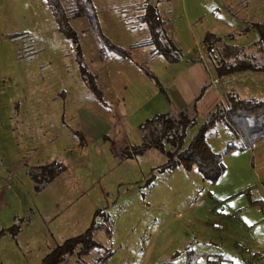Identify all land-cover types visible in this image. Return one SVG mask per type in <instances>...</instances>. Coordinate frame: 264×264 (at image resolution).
I'll return each instance as SVG.
<instances>
[{
  "label": "rangeland",
  "instance_id": "rangeland-1",
  "mask_svg": "<svg viewBox=\"0 0 264 264\" xmlns=\"http://www.w3.org/2000/svg\"><path fill=\"white\" fill-rule=\"evenodd\" d=\"M93 1L98 12L111 6L135 28L113 21L115 16L108 28L99 15L103 31L130 53H111L105 61L86 17L73 12V0H61L86 62L99 75V96L80 78L71 43L47 0H0V228L19 226L0 234V264H40L58 243L105 217L110 233L95 229L97 245L68 254L62 264H89L97 256H104V264H185L190 249L201 252L196 264L250 260L236 242L264 250V138L252 148L225 151L230 140L240 141L236 135L220 124L208 130L207 140L223 152L225 164L215 181L196 167H158L165 154L154 148L125 158L118 151L140 141L138 124L149 114L190 104L169 78L200 50L213 66L201 42L206 31L255 49L264 64L254 44L259 31L248 26L264 22V0H152L182 50L174 61L152 53L145 23L137 32L145 0ZM227 82L245 91L239 90L242 96L264 95V71L229 73L221 84ZM106 114L114 120L99 121L90 131L91 117ZM203 116L187 128L186 142ZM76 129L85 144L78 143ZM54 158L65 168L37 190L28 168ZM214 221L223 226L214 227Z\"/></svg>",
  "mask_w": 264,
  "mask_h": 264
},
{
  "label": "trees",
  "instance_id": "trees-1",
  "mask_svg": "<svg viewBox=\"0 0 264 264\" xmlns=\"http://www.w3.org/2000/svg\"><path fill=\"white\" fill-rule=\"evenodd\" d=\"M55 17L59 30L65 34L71 43L78 70L85 84L99 96L102 91L98 84L97 73L90 69L86 62L85 53L78 32L72 26L69 16L61 0H47ZM157 2L159 0H156ZM73 12L86 17L89 27L99 38V58L107 59L111 52L124 57H129V50L114 43L101 29L97 8L93 0H73ZM149 30L148 43L153 44L152 53L163 54L169 61L177 60L181 54L171 37L164 30L166 19L152 0L144 1V11L139 16ZM248 26L259 31V38L255 41V48L264 54V22L249 21ZM202 44L217 75L232 73L239 70L264 71V64L257 60V52L248 50L242 44L223 41L221 35L213 31H206L201 39ZM219 46L214 48L216 44ZM212 52H215L212 54ZM148 76H153L148 69H144ZM205 86L192 98L190 104L178 110L155 111L142 119L138 127L141 131L139 142L125 144L119 149V157H134L144 154L148 149L154 148L165 154V159L158 165L160 168H173L182 165L186 169L196 167L203 178L215 181L224 171L223 152L214 150L207 140L208 130L218 124L230 130L240 140L238 143L229 141L225 151L253 147L260 139L264 138V95L242 96L234 89L225 92V99L213 105L197 126L195 133L185 141L186 130L198 121L197 100L201 97ZM101 101L103 99L99 97ZM83 139L82 131L75 130ZM84 143V140L81 142ZM166 144L169 147H166ZM65 165L58 159H52L42 164L32 165L28 172L36 180L37 190L56 177ZM151 173V177L153 176ZM150 177V178H151ZM107 223V224H106ZM109 219L95 222L94 220L82 232L65 238L54 246L41 259L40 264H62L68 254L82 255L88 253L97 245L93 231L97 228L110 233ZM18 224L13 223L6 228H0V234L6 230L15 232ZM109 250L106 252L108 253ZM201 252L190 249L187 252L185 264H196ZM216 264H220L216 260ZM89 264H104V256H97Z\"/></svg>",
  "mask_w": 264,
  "mask_h": 264
},
{
  "label": "crops",
  "instance_id": "crops-1",
  "mask_svg": "<svg viewBox=\"0 0 264 264\" xmlns=\"http://www.w3.org/2000/svg\"><path fill=\"white\" fill-rule=\"evenodd\" d=\"M96 8H97V6H96ZM100 10H101L102 13L98 12V9H97V13H99L98 14V17H99V20H100V24H101L102 31H103V27H102V23H101L100 16L104 19V22H105V24H107V27L108 28L111 27V24L110 23H112V20L108 21V18H110L112 16H115V18H114L113 21L119 20L124 26H126L127 28L135 31V28L133 26L130 25L131 26L130 27L127 24H125V23H123L121 21L120 18L122 17V15H120V14L122 12H120L118 14L114 13L113 12L114 9L111 8V6H108V9H104L103 7H101ZM117 12H119V11H117ZM139 23H140V26L139 27H141V28L137 32L138 33H141V32H143L145 30L144 26L142 25V24H144V22L139 21ZM147 29H148V27H147ZM134 31H132V32L135 33ZM147 31H148V34H149V30H147ZM148 34H147V36H148ZM134 41H132V43H131L132 46L134 44ZM193 48L194 47H192L190 49V51H193ZM111 53L117 54V53H114V52H111ZM110 54H109V57L107 59H105V61H108L110 59ZM198 54L191 55L188 58V60H190V62L188 63V65L186 67H181L178 71H176L174 73V75H171L170 76V78H169L170 79L169 86L172 87V88H175V90L178 92V94L180 96L183 95L184 96V101H187V102L189 100H191L192 98H194L197 95V93L201 90V88L203 86H205V89H204L201 97H199V99L197 100L198 114L199 115H204V114L207 113V111H209V109L213 105H215L219 101L224 100V94H225L226 91H228L230 89H234L236 92L239 93V90L240 89L238 87L234 86V85H231L228 82H227V84H221V81L224 78H226L229 73L228 74L221 75V76L217 75L214 67L208 63V61H207L208 59L206 60L205 58H203V54H202L201 50H200V53H198ZM117 55H119V54H117ZM120 56L121 57H124L122 55H120ZM192 56H195V57H192ZM124 58H128V57H124ZM74 59H75V57H74ZM75 62H76V60H75ZM239 71H243V70H239ZM93 72L97 73L96 71H93ZM235 72H238V71H235ZM79 75H80V73H79ZM97 76H99L98 73H97ZM80 78H81V76H80ZM84 84H85V82H84ZM249 84H250L249 86H251V83H249ZM249 86H247V87H249ZM252 87H249V89L252 90L253 89ZM248 91H246V92H248ZM241 92H245V91H241ZM104 117H105L104 119H102V118H100V117H98L96 115H94V117H91V121H93V128L90 127V126H92V124H90L89 127L92 128L90 131H94V128L96 127V124L99 121L100 122H102V121H104V122H106V121H109L110 122L111 121L112 122L114 120V117L111 114H106ZM82 135H84L83 134V131H82ZM82 140H84V143L83 144L86 143L84 137H83V139L82 138L81 139H78V143L81 144V145H83L81 143ZM40 164H42V163H40ZM262 262H263V260H261L260 258L259 259H253V258H251L250 260H247V261L243 260L239 264H261Z\"/></svg>",
  "mask_w": 264,
  "mask_h": 264
},
{
  "label": "built area",
  "instance_id": "built-area-1",
  "mask_svg": "<svg viewBox=\"0 0 264 264\" xmlns=\"http://www.w3.org/2000/svg\"><path fill=\"white\" fill-rule=\"evenodd\" d=\"M212 225L214 227H222L223 226L218 221H214L212 223ZM236 245H237V247L239 248V250L241 252H244V253L248 254L253 259H259L260 258L261 260H263V262L261 264H264V250L263 251H258L256 249L252 248L251 246H249L248 244H246L244 241H237Z\"/></svg>",
  "mask_w": 264,
  "mask_h": 264
}]
</instances>
